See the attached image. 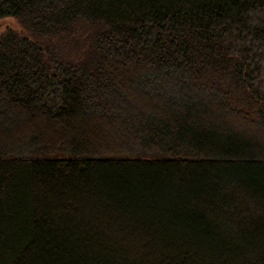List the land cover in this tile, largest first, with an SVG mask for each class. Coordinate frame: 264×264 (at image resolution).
Returning <instances> with one entry per match:
<instances>
[{"label":"trees","instance_id":"16d2710c","mask_svg":"<svg viewBox=\"0 0 264 264\" xmlns=\"http://www.w3.org/2000/svg\"><path fill=\"white\" fill-rule=\"evenodd\" d=\"M0 264H264V0H0Z\"/></svg>","mask_w":264,"mask_h":264},{"label":"rangeland","instance_id":"374dc122","mask_svg":"<svg viewBox=\"0 0 264 264\" xmlns=\"http://www.w3.org/2000/svg\"><path fill=\"white\" fill-rule=\"evenodd\" d=\"M8 29L19 31V27H18L15 20L4 19V20L0 21V34L4 33Z\"/></svg>","mask_w":264,"mask_h":264}]
</instances>
